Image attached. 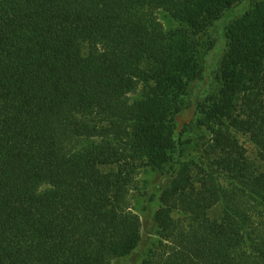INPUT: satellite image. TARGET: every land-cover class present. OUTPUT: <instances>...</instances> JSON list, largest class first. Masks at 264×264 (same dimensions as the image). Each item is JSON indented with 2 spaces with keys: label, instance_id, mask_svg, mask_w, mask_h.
<instances>
[{
  "label": "trees",
  "instance_id": "trees-1",
  "mask_svg": "<svg viewBox=\"0 0 264 264\" xmlns=\"http://www.w3.org/2000/svg\"><path fill=\"white\" fill-rule=\"evenodd\" d=\"M238 1L0 0V264L129 256L144 168L172 177L141 264H264V3L227 34L211 138L186 161L185 78L205 64L180 59L157 16L201 31Z\"/></svg>",
  "mask_w": 264,
  "mask_h": 264
},
{
  "label": "rangeland",
  "instance_id": "rangeland-1",
  "mask_svg": "<svg viewBox=\"0 0 264 264\" xmlns=\"http://www.w3.org/2000/svg\"><path fill=\"white\" fill-rule=\"evenodd\" d=\"M261 3H264V0H239L226 11L223 23L208 25L201 31L188 27L183 20L173 18L166 12H158L159 20L178 48V57L200 65L202 62L205 64L201 72L199 70L191 77L185 78L188 96L182 97V100L183 106L188 109L183 119L189 124L185 125L182 133L183 146L186 147V151L180 157L182 161L204 154L203 147L208 144L211 133L201 122L203 108L212 96L218 94L222 85L220 80L222 62L229 53L227 34L239 19ZM205 55L209 57L205 58ZM241 142L247 148L250 158L254 160L256 151L253 145L245 138H242ZM186 154L188 157H185ZM171 177L172 171L168 168L161 171L144 168L138 173L137 185L131 200L135 212L142 218V242L132 254L116 259L112 264H141L159 249L162 236L155 223V215L161 205L159 198L162 190L168 185ZM220 213L221 209H215L211 216L215 218ZM183 218L181 213L174 215L176 220Z\"/></svg>",
  "mask_w": 264,
  "mask_h": 264
}]
</instances>
